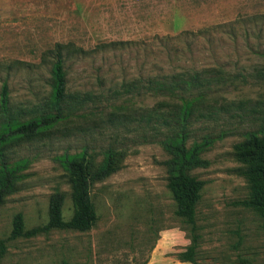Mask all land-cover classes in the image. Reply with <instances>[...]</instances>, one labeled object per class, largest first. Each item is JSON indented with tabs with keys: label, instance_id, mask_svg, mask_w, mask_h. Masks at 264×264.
I'll list each match as a JSON object with an SVG mask.
<instances>
[{
	"label": "rangeland",
	"instance_id": "obj_1",
	"mask_svg": "<svg viewBox=\"0 0 264 264\" xmlns=\"http://www.w3.org/2000/svg\"><path fill=\"white\" fill-rule=\"evenodd\" d=\"M102 1L0 0V90L6 81L17 109L42 103L52 84L54 55L46 52L56 44L66 46L62 54L71 92L106 94L139 80L208 71L205 76L217 79L206 103L216 112L192 127L194 139L213 140L202 155L209 165L192 171L205 182L196 209L197 257L200 264H264V217L241 203L249 187L233 154L246 133L264 127V0H141L142 17L139 12L134 20L140 37L111 40L103 39L107 32L86 33L74 11L90 5L93 15V5ZM124 2L105 5L117 9ZM118 18L125 19L108 20ZM13 61L22 65L7 69ZM125 98L145 108L162 99L136 92ZM74 126L69 133L53 129L49 138L37 136L7 150L11 161L28 164L0 205V264H143L165 231L181 232L191 243L166 187V151L142 143L133 129L100 124L83 132ZM84 145L100 153L97 162L110 145L126 150L125 158L119 171L93 185L97 220L89 230L49 229V202L56 192L64 196V221L73 215L71 189L56 156ZM17 214L23 218L18 236L13 233Z\"/></svg>",
	"mask_w": 264,
	"mask_h": 264
},
{
	"label": "trees",
	"instance_id": "obj_2",
	"mask_svg": "<svg viewBox=\"0 0 264 264\" xmlns=\"http://www.w3.org/2000/svg\"><path fill=\"white\" fill-rule=\"evenodd\" d=\"M65 47L56 44L54 50L46 52L54 55L51 66L52 84L48 97L42 103L31 108L26 106V110L14 108L11 106L7 82L2 83L0 205L13 191L20 172L28 164L26 159L11 161L7 150L14 144L18 145L37 136L49 138L53 129L69 133L70 125H75L74 128L83 132L91 129L96 131L100 124L116 130L133 129L132 132L140 133L142 143L159 144L169 155L164 164L167 171L166 187L174 201V214L185 224L191 240L185 251L177 257L183 262L200 264L197 257L199 246L196 209L205 182L192 175V171L209 165L202 155L208 151L213 140L207 137L200 141L194 139L192 127L198 119L213 116L216 112L206 102L212 94L211 81L217 78L205 76L208 74L206 70L188 71L149 78L146 82L139 80L123 84L106 94H96L93 91L71 92L67 88V72L62 54ZM7 65V69H10L11 66L22 63L13 61ZM132 92L139 96L151 94L162 99L152 107L145 108L125 98ZM204 107L207 110L205 113ZM77 118L83 120V123L76 124ZM99 154L92 147L84 145L80 151H67L56 156L71 189L73 215L69 221H64V196L56 192L50 198L47 228L85 232L95 224L97 215L91 201V189L95 183L120 170L126 150H117L110 145L102 150V158L97 162ZM233 154L241 164L239 172L249 187V196L241 203L264 217V127L246 133L244 139L235 144ZM22 231L23 218L21 214H17L13 222V233L18 236Z\"/></svg>",
	"mask_w": 264,
	"mask_h": 264
},
{
	"label": "crops",
	"instance_id": "obj_3",
	"mask_svg": "<svg viewBox=\"0 0 264 264\" xmlns=\"http://www.w3.org/2000/svg\"><path fill=\"white\" fill-rule=\"evenodd\" d=\"M105 1L103 0L99 4L96 2L93 5V7H96L92 11H95L93 15L90 14V5H81V12L74 8L75 13L79 16L78 19L83 22L85 32L90 34H105L104 32H107L110 35L104 36L103 39L109 40L136 39L140 37L141 26H135L134 20H138L139 12L142 17L140 11L142 7L141 0H124L125 2L120 3L117 9H114L115 6L113 8L106 7ZM119 15L124 16L125 19L119 21L118 18V22H109L108 19L111 16L118 17ZM189 244V241L184 239L181 232L165 231L160 235L143 264H192L187 261L183 262L177 257L178 254L185 251Z\"/></svg>",
	"mask_w": 264,
	"mask_h": 264
}]
</instances>
